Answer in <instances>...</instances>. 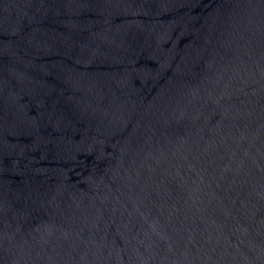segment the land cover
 I'll return each mask as SVG.
<instances>
[{"label": "water", "instance_id": "water-1", "mask_svg": "<svg viewBox=\"0 0 264 264\" xmlns=\"http://www.w3.org/2000/svg\"><path fill=\"white\" fill-rule=\"evenodd\" d=\"M0 264H264V0H0Z\"/></svg>", "mask_w": 264, "mask_h": 264}]
</instances>
